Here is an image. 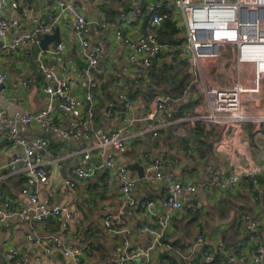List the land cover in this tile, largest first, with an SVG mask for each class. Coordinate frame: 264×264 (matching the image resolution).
Returning a JSON list of instances; mask_svg holds the SVG:
<instances>
[{"label":"crops","instance_id":"1","mask_svg":"<svg viewBox=\"0 0 264 264\" xmlns=\"http://www.w3.org/2000/svg\"><path fill=\"white\" fill-rule=\"evenodd\" d=\"M18 1L27 7V15L23 18L19 10L8 8L5 10V16L23 19L22 29L25 31L33 29L32 19L35 15L41 16L44 21L47 19L52 21L57 12L54 0ZM68 2L75 4L88 20L102 17L109 23L106 28L93 26L88 34L92 44L104 47L101 58L108 68V74L98 79L94 87L96 116L80 126L77 130L78 136L75 138L62 133V129L69 125L70 116L60 107L55 113L59 130L53 129L47 123L16 126L20 136L43 137L51 143L52 152L45 156L47 161H51L47 164L50 178L47 183L39 185L40 198L49 205L55 203L69 205L81 217L82 224L72 225L67 239L80 251L83 263L115 264L121 251L122 236L106 229L104 219L108 215H121L122 223L133 231L131 241L134 246L145 245L150 240V236L139 231L138 226L143 224L155 226V217L141 205L123 207L118 202L120 183L117 180H109L108 169H99L94 176L87 179L79 178L75 169L83 163L78 152L86 147L96 134L123 127L140 133L151 127L154 121L146 119L145 113L155 106L154 96L161 93L175 98L166 110L169 125L162 127L156 137L147 132L130 137L122 149L112 148L117 163L127 166L137 161L143 163L144 159L151 161L158 153H163L166 172L173 173L183 182H193L197 185L195 197L190 193L183 197L189 209L173 213L166 238L176 249L187 252L194 246L197 236L203 234L205 243L199 246L192 264L241 262L251 264L250 255L254 252L255 244L260 240L264 241V197L260 198L251 192L245 180L237 186L221 189L206 175L205 168L211 161L229 169L225 155L217 154L216 150L217 143H228V140H223L228 134L223 133L225 127L222 125H217L220 126L218 129L217 126H207L204 123L195 125L188 120L194 115L195 106L202 100V95L192 83V77L187 79L190 86L188 98L176 101L185 88H177L178 80L172 74L178 72L177 77L184 78L186 72L193 69L180 62L177 45L162 40L161 33L168 32L169 28L163 23L159 37L171 47L164 49L155 60L148 76L139 78L129 60L128 48L115 38L114 30L119 28L126 35L141 37L147 22L146 3L138 4L143 12L142 16L127 21L122 18V13L131 16L136 6L132 0H93L90 3L68 0ZM179 18L171 17L179 30L175 35L178 41L182 33L177 25ZM73 21L74 16L69 13L55 18V27L60 26L61 41L65 46L63 52L55 57L48 52L40 53L33 45L5 54L1 68L8 77L4 86L0 85V98L2 97V105L7 109L9 116L1 122L2 130L7 131L10 126L15 125L11 116L15 110L37 113L48 103L49 96L44 88L51 80L45 76L46 72L40 68V63L45 65L47 72L56 73L58 78L70 79L72 96L85 97L86 62L78 56L79 41L71 28ZM55 45L56 43L52 42L49 48ZM69 58L75 59L70 72L65 70L69 66ZM149 86H153V91ZM118 93H126L133 101V108L128 110L124 102L118 98ZM55 102L59 106L60 99L55 98ZM234 134L253 138L251 125L239 127L231 135ZM261 138L264 141V129ZM18 148L9 140L0 143V167L7 163ZM238 158L242 161L245 159L241 153L238 154ZM252 161L254 162V159ZM129 170L138 178V185L133 190L136 198L139 201L154 200L157 212L167 211L162 185L148 183L145 179L146 170L143 176H140L136 169ZM5 173L6 171L0 170V197L10 199L21 207L30 206L29 195L22 192L25 187V175L22 173L6 176ZM261 178L264 187V169ZM69 181L74 182V186H71ZM243 212L251 213L259 219L257 230H252L248 224L241 222L240 216ZM61 230L62 220L53 217L37 222L29 215L24 220L13 219L0 224V264H73L72 259L64 257L59 250H54L51 255H43L39 247L26 239L27 235L34 231L58 233ZM5 241L12 247L27 252V258L24 261H8L5 256ZM208 249L215 251V259L212 262L204 259V253ZM38 255L42 256L39 261L35 259ZM164 257L166 258L164 264H186L173 253H166Z\"/></svg>","mask_w":264,"mask_h":264},{"label":"built area","instance_id":"2","mask_svg":"<svg viewBox=\"0 0 264 264\" xmlns=\"http://www.w3.org/2000/svg\"><path fill=\"white\" fill-rule=\"evenodd\" d=\"M81 1L90 3L93 0ZM132 1L136 6L131 16L122 13V18L131 21L142 16L143 12L138 4L146 3L147 22L144 34L135 38L116 28L114 36L128 48L129 60L134 66L136 75L139 78L148 76L155 60L164 49L171 47L167 42L160 40V27L167 18L180 16L177 25L182 33L179 42L174 44L178 47L180 62L192 67L194 72L192 83L202 95L201 102L195 106L194 115L188 120L195 125L198 123L207 126L222 125L225 127L223 133L228 134L223 139L228 140V143H217L216 150L217 154L225 155L229 169L211 161L206 166L205 173L221 189L237 186L245 180L251 192L260 198L264 197V187L260 183L264 169V141L261 138L264 129V0ZM54 2L57 9L56 18L64 13L74 16L71 28L79 41L78 56L86 62L84 76L87 92L84 98L72 96L70 79L58 78L56 73L47 72L45 65L40 63V68L46 72L45 76L51 80L44 88L49 96L48 103L37 113L15 110L11 115L15 125L10 126L7 131L2 130L0 126V143L9 140L19 147L0 170L6 171V176L22 173L25 175V187L22 192L29 195L31 204L28 207H21L10 199L0 197V224L13 219L24 220L29 215L37 222L49 217L60 218L63 230L58 233L34 231L27 235V241L39 247L45 256L51 255L54 250H59L64 257L72 259L73 264H84L80 251L67 239L70 227L82 224L81 217L69 205L62 203L49 205L40 198L39 185L47 183L50 178L47 164L51 161H47L45 156L52 152L51 143L43 137L20 136L16 125L47 123L53 129L59 130L55 113L60 107L70 116L69 125L62 129V133L72 138L78 136L77 130L80 126L96 116L94 87L98 79L108 74V68L101 58L104 47L100 44H92L88 34L93 26L106 28L109 23L102 17L88 20L78 7L68 0H54ZM8 8L19 10L23 18L28 13L27 7L18 0H0V85L5 83L8 77L1 68L7 52L20 51L23 47L33 45L40 53L48 52L55 57L62 53L65 47L61 41L53 48L41 49L42 37L54 33L55 23H47L41 16L35 15L32 19L35 29L25 31L22 29L23 19L5 16V10ZM74 63L75 59L69 58V66L65 70L70 72ZM216 64L219 69L216 68L214 73L204 72L206 66L213 68ZM149 89L153 91V86H149ZM189 89L190 86L185 88L176 101L186 100ZM55 98L60 99L59 106ZM118 98L124 102L128 110L133 108V101L126 93H118ZM154 99L155 106L145 113L146 119L154 121L151 127L140 133H134L124 127L100 132L78 152L83 159V163L75 169L79 178L87 179L94 176L99 169H108L109 180H117L120 183L118 202L123 207L141 205L155 217V226L148 224L138 226L139 231L150 236L149 242L135 246L131 241L133 231L122 223L120 214L108 215L104 219V226L109 232L122 236L121 251L115 264H164L166 253H173L186 264H192L199 246L205 243L204 235L199 234L194 246L189 251L183 252L176 249L166 238L173 213L189 209L183 197L186 193L195 197L197 185L193 182H183L173 173L166 172L163 153H158L151 161L147 159H144L143 163L141 161L146 170V181L150 184L162 185L167 211L157 212L154 200L139 201L136 198L133 190L138 185V178L131 174L127 165L117 163L116 156L111 150L122 149L130 137L139 134L150 132L156 137L162 127L169 125L166 110L175 98L157 93ZM88 103L89 108L86 109ZM8 116L1 97L0 124ZM245 124L251 125L253 138H246L242 134L231 135ZM197 133L200 135L199 132ZM240 153L244 156V161L238 158ZM69 184L74 186V182L69 181ZM240 219L252 230H257L259 227V219L251 213L243 212ZM4 246L8 261H24L27 258V252L12 247L7 241L4 242ZM41 258V255L35 257L38 261ZM204 259L212 262L215 259V251L206 250ZM250 262L264 264V241L260 240L255 244Z\"/></svg>","mask_w":264,"mask_h":264},{"label":"water","instance_id":"3","mask_svg":"<svg viewBox=\"0 0 264 264\" xmlns=\"http://www.w3.org/2000/svg\"><path fill=\"white\" fill-rule=\"evenodd\" d=\"M56 15H57V12L54 14V16H53V20L52 21H48V19L46 20V22L47 23H54V20H55V18H56ZM56 29H55V32L54 33H50V34H45L43 37H42V39H41V41H40V48L41 49H43V50H47V49H49V45H50V43H52V42H55V43H59V42H61V35H60V26L58 25V26H56L55 27ZM35 29V27H33V30ZM2 86H4V83L2 84ZM89 108V103L87 104V107H86V109H88ZM129 166V168L131 169V170H134V169H136L138 172H139V174H140V176H143V173L145 172V170H144V166L140 163V161H137L136 163H134V164H129L128 165Z\"/></svg>","mask_w":264,"mask_h":264},{"label":"trees","instance_id":"4","mask_svg":"<svg viewBox=\"0 0 264 264\" xmlns=\"http://www.w3.org/2000/svg\"><path fill=\"white\" fill-rule=\"evenodd\" d=\"M164 24L169 29H167L168 32L161 33L162 40L165 39V40L171 41L173 43L179 42L175 38V35L177 34V32H179V30L173 24V21H172L171 17L170 18H167L166 21L164 22ZM185 66H187V65H185ZM170 73H172V72H170ZM193 73H194L193 71H190V72L187 71L186 74L184 75V78H178L177 77L178 74H179L178 72L173 73L172 76L175 77L178 80V86H177V88H179V87H183V88L188 87L189 86V83H187L188 82L187 79L189 77L190 78L193 77ZM261 179L262 178L260 177V181H261ZM262 181H263V179H262Z\"/></svg>","mask_w":264,"mask_h":264},{"label":"rangeland","instance_id":"5","mask_svg":"<svg viewBox=\"0 0 264 264\" xmlns=\"http://www.w3.org/2000/svg\"><path fill=\"white\" fill-rule=\"evenodd\" d=\"M187 66L190 67L189 65H187ZM216 68L219 69L218 64L213 65V68H212L211 66H206L204 72H208L209 74H212V73H214V72L216 71ZM245 125H247V124H245ZM245 125H244V126H245ZM217 127H218V129H220V126H217ZM214 128H216V127H214ZM218 129H217V130H218ZM261 176H262V175H261ZM261 176H260V177H261ZM260 183L262 184V181H260Z\"/></svg>","mask_w":264,"mask_h":264}]
</instances>
